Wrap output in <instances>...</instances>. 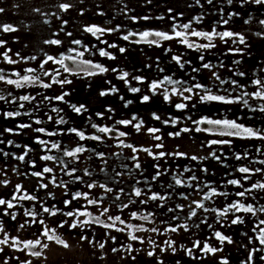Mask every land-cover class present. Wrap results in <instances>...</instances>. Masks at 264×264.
<instances>
[{"label": "trees", "instance_id": "obj_1", "mask_svg": "<svg viewBox=\"0 0 264 264\" xmlns=\"http://www.w3.org/2000/svg\"><path fill=\"white\" fill-rule=\"evenodd\" d=\"M3 1L4 4L2 3ZM3 1L0 3L4 6L12 7V5H16L14 10H18V12L27 3L25 9H29L32 6V0H27V3L24 4L16 0L12 5L9 4V1ZM51 1L54 0H41L33 12H36L37 9L38 11L46 12L50 6L44 8V4ZM55 3L57 4V10H60V12V4L69 3L73 5L68 11H73L74 13L71 17H75V21H77L74 24L76 26L80 25L83 32L92 42L112 45L116 41L115 38L123 37L128 35L129 32H133L137 33V35L131 36L128 41L124 40L125 45L135 49L140 47L143 49L160 48L168 50L171 60L167 65L159 67L157 66L158 63L152 60L144 63L138 58L139 54L134 53V56L130 49L124 48L125 51L121 52L119 50L120 47H105L104 51H107L114 59L109 58V56H101L98 61L94 60L92 62L108 69L103 74L85 64L83 65L88 68L84 69L81 74L75 73L76 70L74 68L71 73L63 72V68L59 67L60 65L57 66V64L50 62L47 63L48 67L44 66L43 69H40V64L43 62L41 59L46 57L47 53L51 55L50 50L57 49L60 53H63L64 49L62 50L63 44H45L42 51L36 49V45L32 41L34 32L40 31L43 33V31L56 28L54 32L56 34L61 32L60 27L65 28L64 31H66L67 23L65 24L61 20H55V24L50 21L46 22V20L41 23L28 24L29 26L26 30L18 29L15 32H10L9 36L3 39L6 44L4 47H0V50L13 49L19 53L17 59H20V57L26 58L21 60L17 66L0 64V69H3V73L7 74L9 71H13L10 75H15V73L19 72L21 77L25 75L39 77L36 83L28 84V86L23 87L24 89L19 90L5 89V86L0 83V96L5 97V99H0V140L4 141L0 143V149L3 150L0 152V180L7 181L6 184H0V198L7 201L11 200L13 195L19 196L23 194L37 197L36 201L19 199L13 201L18 206L8 211L9 213H16V220H12L10 215H4V208L0 207V221H2L5 230H8L11 236H15L14 233H18L21 240L26 237L27 233L24 232L33 230L34 233H40L43 226L38 222L18 230V225L24 223L25 219H29L24 215L25 209H29L40 214L37 216V220L42 217L45 224L49 228L56 229V234L61 238L60 233L64 232L65 228L59 227V225L62 223L63 217L66 216L63 214L55 216L42 214L41 205L50 209L55 206L60 211L72 210V208L74 210H76L75 208H81L90 211L88 200L84 199L83 195L79 199H73L74 194H87L88 199L91 200L101 198L107 200L114 199L117 196L121 197L120 194H115L113 191L109 195L99 185L104 184L108 187V184L116 185L119 182L128 181L137 186L140 184L137 181L142 180L140 177L145 176L148 179H153L158 170L155 165L158 164L159 171L163 174L157 180L165 181L169 179V182L175 183L173 177H177L183 181L181 185H175L177 188L175 192H177L176 195L178 196L176 201L167 203L166 206L163 204V207H160L162 203L159 204V210L153 207L159 213H152L150 217L155 222L167 219L163 221L164 225L160 226L161 228H157L154 222L149 223L151 227L158 229V232L169 233V238L166 241H174L175 253L171 249L161 252L160 249L166 248L167 245L160 238H154L148 242L144 239L143 243L129 238V241H126L127 246L129 245L128 242L132 241L134 247L131 243L133 251L131 254L126 251L125 254L127 256L110 255L113 253L112 248L110 253L108 247L106 248L107 251L102 249L106 254L108 253L105 258L106 263L137 264L136 258L138 259L139 255H137L138 249L136 248L137 243L140 242L143 246L147 245L145 252L148 253L154 250L156 253L155 256L147 259L149 264H156L155 262L153 263V260L157 261L156 257L162 261L165 257V261L168 264H175V261L180 264H222L224 259L228 261V264H245L252 249L264 248L258 241L259 229H256L255 232L253 231L259 220H264V213L258 212L256 215H252L250 213L237 212L235 216H239L243 220L242 223L237 224L231 223L232 219L235 218L231 212L227 216H219L218 213L237 201L257 208L264 206V190L253 188L255 184L264 183V171L252 174L247 180L243 179L246 174L238 171L240 167H248L252 170L264 169V164L260 163V161H264V141L213 135L211 132L219 131L216 126L206 123L197 125L193 124V121L203 118L208 119L206 114V105L208 104L225 105L248 111H252L251 108L257 105L264 104V101L255 98L249 100L251 107L245 106L243 103L225 104L215 101L201 102L200 100V96L207 94L209 89L211 94L225 97H236L242 91L254 93L258 90L253 82L256 79L264 81V36H258L256 33H264V25L259 23L260 20H264V6L254 3L241 5L240 0H233L231 5L227 4L226 0H213L211 4L207 0H200L199 4L196 3V0H151L150 3L148 0H55ZM233 12L239 13V15L232 16L227 25L217 23L223 19H228L229 14ZM99 13H103V15ZM145 16L150 17V19H131V17L140 18ZM197 17L200 18L199 21H197ZM249 19L251 22L245 23ZM13 23L9 21L5 24L13 25ZM185 24H189L190 27L187 29L180 27ZM26 25L27 23L24 27ZM93 25L105 29L119 26L120 30L103 35L98 33L97 36L84 31L86 27ZM29 27L31 29H28ZM213 29L217 32L232 31L240 33L245 37L246 44H234L231 39L225 42L215 38L213 40L216 45L214 48L204 49L196 47V45H203L208 43V41L202 37L193 36L191 33L193 31L211 33ZM145 31H162L168 34H174L179 31L184 35L181 38L171 40H160L158 37L149 36L148 40L158 41L159 46H157L141 41L139 34ZM14 34L15 36H13ZM24 34L30 36H25ZM181 39H187L189 43L193 44V47L188 48L186 44L181 43ZM135 41L141 42L137 43ZM96 47L98 48V43H96ZM229 49H240L243 54L239 52L232 53ZM0 52L3 53L2 51ZM10 52L12 53V51ZM83 53L86 56H91L89 51H83ZM84 55L83 57H85ZM33 56L36 59H27ZM201 56H203V60L200 59ZM173 57L181 58L180 63L184 65L183 68L180 67V64ZM81 60L90 61L88 58L81 57L79 59L76 58L75 63H80ZM235 61H240V63L237 64ZM64 63L73 67L72 64L74 62L72 59H65ZM205 63H210L214 67L211 69L202 67ZM70 66H68L69 69ZM28 68L36 71L28 73L25 71ZM114 69L115 71H113ZM193 69H199V71H193ZM89 71H95L98 74L92 77L87 75ZM44 72L52 73V75L45 76ZM125 72L128 73V76L126 79H121L120 77ZM239 72H243L245 75L240 76L237 74ZM213 73L218 75L220 80L229 82L217 85L221 82L215 78ZM98 75L100 76L98 77ZM134 77H139L141 80L134 79ZM168 78L176 83H168ZM210 78L215 80L212 85H208L210 84L208 82ZM53 79L57 81L68 80L70 83H52ZM80 80H85L86 82H80ZM231 81H237L239 85L244 87L233 90L234 86ZM41 82L49 83L51 87L44 88L41 86ZM153 83L160 85L156 89L155 94L150 90V86ZM195 84L205 87L194 88L192 93L183 92V96H191L189 100H184L183 96L172 92L173 89L183 91L184 88L192 87ZM113 87L117 91L111 92L110 90ZM132 88H138L140 91L132 92L130 90ZM101 92H109V94L101 95ZM65 93L67 95H64ZM166 94L169 97H174L173 100H165ZM61 95H64L63 101L54 99ZM145 95L150 97L147 102L142 99ZM23 96H29L30 99L27 101L23 100L21 99ZM245 99H248V97H245ZM128 101H131V103H128ZM180 103L185 104L186 107L177 109L176 105ZM21 104L23 107H20ZM73 105H84L86 110L76 113L73 111ZM53 109H56V111H53ZM109 109L112 111H108ZM167 109H170V113L165 115L163 110ZM17 112L20 113L19 116L6 117L5 115L6 113ZM252 112L264 118V113L259 111ZM154 115H158L160 120L155 119ZM133 117H136V119L133 120ZM61 118L66 122L60 123ZM173 119L179 122L173 125L171 123ZM36 120H40L41 123H35ZM128 120H133V124L142 122L141 129L137 131L132 125L125 126L117 123V121ZM163 121H169V123L165 124ZM24 124L30 125V127H19V125ZM93 124L98 127H109L113 130L107 134L99 133L92 127ZM185 127L193 129V131L181 133L179 137L169 135V133H175ZM197 127L210 129L211 132H196L195 128ZM37 128H44L46 132H56L58 134L50 136L46 133H39L34 131ZM149 128L160 129L156 135L161 136L163 138L162 141L154 140L147 131ZM5 129H13V131L8 132ZM70 129L82 131L85 137L96 135L102 139L99 141L90 138L80 140L75 133L69 131ZM119 132H125L127 135L120 137ZM38 140H44L46 144L41 145L37 142ZM212 140H230L231 143L210 144ZM9 141L13 143L9 144ZM121 141H123V144L133 145L137 149L150 148L153 153L161 151L172 153L178 150L187 153L188 157H207V159L192 160L184 157L165 156L156 160L149 156L147 152H133L132 148L123 147ZM53 143H58L60 147L58 149L52 148L51 145ZM159 143H163L164 147L162 149L155 147ZM78 146H83L87 151L78 154L77 157L63 155L65 150L71 151ZM28 149H31V151H28L24 161L17 159ZM213 151L220 157L219 160L210 156ZM3 152L9 153V155L5 157ZM98 153H102L103 158L98 156ZM135 153L139 154L134 155ZM45 155H50L57 159L53 161L42 160L41 157ZM237 155L242 158L236 159ZM133 156L138 158V162L141 165L140 169L134 167L137 161L132 159ZM60 160L67 164V169L64 171H62L63 165L59 163ZM33 162L35 166H33ZM45 166L52 168L53 172L44 173L42 177L32 175L33 172H42ZM73 168L77 169L75 176L82 177V180L74 181L73 177L65 174V171ZM110 168L115 171V173L111 171L112 175L111 172L110 174L106 172ZM85 169L91 175H84ZM185 169H191L192 171H186ZM203 169H207V172L203 171ZM118 173H121V175H117ZM193 175L197 177V180L191 179ZM53 178H55L56 184L51 182ZM110 180L113 182L111 183ZM230 180H240L243 188L230 184ZM90 183H95L97 186L90 189L88 187ZM18 184L23 186V191L20 193L16 192V185ZM40 184H47L48 187L40 188ZM63 184H67V187L56 186ZM206 184L208 185L207 187H205ZM190 185L193 187L200 185L201 189L194 193L192 201H202L205 208L208 209L207 212L204 209H196L197 215L191 219L188 217L195 205L192 204V201L181 200L185 191L189 190ZM208 187L216 188V192L221 194L212 195V190H204ZM248 188H253V190L246 197L236 195V193ZM96 190L102 191V196H97L95 194ZM223 193L227 195H223ZM205 195H211V200H204L203 197ZM130 197L135 200L134 197L136 196L131 194ZM69 200L72 201L71 204L66 205L65 201ZM131 200H129L130 204L132 203ZM80 202H83L84 205H81ZM177 205H181L182 209L177 208ZM189 205H192V207L190 208ZM169 208L175 209V211L170 212L168 211ZM113 211L115 212V210ZM144 212L146 213V210ZM110 215L114 216V214ZM127 215L130 216V214ZM91 216L97 217L99 215L91 214ZM174 217H179L180 219L175 220ZM100 219L102 220L101 216ZM168 221L171 223H167ZM183 224L187 225V231L183 227L179 228L177 232L165 231L170 227ZM261 227H264V225ZM93 228L96 230L101 229L102 231L107 230L99 225L91 224L85 225L84 230L81 231L82 233L86 231L85 235L91 238L102 236L99 231ZM77 229H72L70 233L76 234ZM215 232H220L230 237L233 242L221 244L216 239ZM189 234L193 235L192 237H198H194L191 241ZM105 236L106 239L104 241L111 242L115 248L118 246V249H121L120 244H125L119 239L113 241L111 239V237H115L113 235ZM197 241L200 247L194 248L193 245ZM205 244L213 248H222L223 250L217 251L215 254L204 253L201 249ZM0 247H4V251L0 253V264H3L8 257L20 258L19 260L10 259L8 264H20L21 261L27 260L25 253L15 251L6 246ZM185 249H192V255H188ZM133 256L135 257L134 260L132 259ZM261 256H264V251L255 252L253 264H264V260L260 259ZM86 259H89L90 262L84 264H98L100 262V260L91 256ZM32 264H39V262L36 261ZM56 264L62 263L57 261Z\"/></svg>", "mask_w": 264, "mask_h": 264}, {"label": "snow or ice", "instance_id": "obj_2", "mask_svg": "<svg viewBox=\"0 0 264 264\" xmlns=\"http://www.w3.org/2000/svg\"><path fill=\"white\" fill-rule=\"evenodd\" d=\"M148 2L150 3L151 0H148ZM207 2L209 4H211L213 2V0H207ZM240 2H241V5L248 4V3H254L256 5L264 6V0H240ZM196 3L199 4L200 0H196ZM226 3L231 5L233 3V0H226ZM59 7H60L61 10L66 12L70 8H72L73 5L69 4V3H63V4H60ZM4 11H5L4 8L0 7V13H3ZM37 11H38V9H37ZM99 14L103 15V13H99ZM238 15H239V13H236V12L230 13L228 19H223L222 21H218L217 23H223L224 25H227L229 23V19L232 16H238ZM160 18H163V17H160ZM131 19H133V20H139V19L147 20V19H150V17H148V16L140 17V18L131 17ZM196 19H197V21H199L200 18L197 17ZM250 22H251L250 19L245 21V23H250ZM64 23L66 24L67 21H64ZM259 23L261 25H264V20H260ZM180 27H183V28L187 29V28L190 27V25L189 24H185V25H182ZM17 30L18 29L16 27L12 26V25L0 24V31H2L3 33L15 32ZM61 30H63V28H61ZM119 30H120L119 26H117L116 28L105 29V28H102V27H99V26H94V25L93 26H88V27H86L84 29V31H86L88 33H91L93 36H97L98 33L103 35L105 33H112V32L119 31ZM67 35H71V33H67ZM133 35H137V33L129 32V34L128 35H124L122 37V39H124L125 41H128L130 39V37L133 36ZM139 35H140L141 41H144V42L149 43V44H155V45L159 46L158 41H156V40H148L147 38L149 36H155V37H158L160 40H171V39L181 38L182 35H184V34H182L179 31H176L174 34H168V33L162 32V31H154V32L145 31L143 33H140ZM191 35L196 36V37H202V38H204V39H206L208 41V43H206V44L196 45V47L204 48V49L214 48L216 46L213 43V40L215 38H219L220 40L225 41V42H227V40L231 39L234 44L235 43L246 44L245 37L242 34L234 33L232 31L217 32L215 29H213V31L211 33L193 31L191 33ZM256 35L264 36V33H256ZM97 38H99V37H97ZM141 41H135V42L139 43ZM103 42L107 43L106 41H103ZM45 43L52 44V45H59L61 43V41L57 40V39H52V40L45 41ZM72 43L79 45L81 43V41L75 40ZM181 43L186 44L188 48H192L193 47V44L189 43V41L187 39H181ZM5 44H6V41L0 40V47H4ZM109 47H117V45L112 44V45H109ZM119 50L121 52L125 51L124 48H120ZM10 51H11V49H7L5 52L0 53V56H2L3 59L7 63H9V64L19 63L21 60H25L26 59V58L20 57V59H18V60H13L11 58V56L8 55V53ZM229 51L232 52V53L239 52V53L243 54L242 50H240V49H229ZM99 54L101 56H109V58H113L114 59V57L110 56V54L107 51L100 50ZM77 55L79 57H83L84 53L83 52H78ZM16 56L19 57V53H16ZM27 59H36V57L33 56V57H30V58H27ZM65 59H72L74 63L76 62V58L75 57H66L65 56V57H61V58L58 59L56 57L48 55L46 57V59L40 64V69H43L44 65L51 61L52 63L61 65L65 72L71 73V69H69L68 66L64 63ZM173 59L176 60V62L178 64H180L181 68H183L184 65L182 63H180V60H181L180 57H173ZM200 59L203 60L204 59L203 56H201ZM80 63L85 64V65H87L90 68L97 69L99 73H104V72L108 71L107 68H104V67H102L99 64H93L91 61L81 60ZM235 63L239 64L240 61H235ZM221 66H223V65L221 64ZM202 67L211 69L214 66L212 64H210V63H205V64L202 65ZM25 71L28 72V73H32V72H35L36 70L32 69V68H28ZM113 71H115V69ZM193 71H199V69H193ZM43 74L45 76L52 75V73H49V72H44ZM97 74L98 73L95 72V71L87 72V75H89V76H93V75H97ZM237 74L240 75V76H244L245 75V73H243V72H239ZM15 75L20 76V73L17 72V73H15ZM213 75L215 76V78L217 80H220V77L218 75H216L215 73H213ZM127 76H128V73L125 72V73H123V75L120 78L121 79H126ZM134 79L141 80V78H139V77H134ZM3 80H5V75L3 73V69H0V81H3ZM38 80H39L38 76L33 77V76L25 75L20 80L7 79L6 83L7 84H15L17 87H23V86H25L27 84H34ZM220 82H221V84H224V83H228L229 81L220 80ZM52 83H61V84H63V83H70V81H68V80L57 81V80L53 79ZM168 83H176V82H174L170 78H168ZM253 83L258 88V90L255 91L254 93H248L247 91H242L236 97H225V96H220V95H213V94H211V90L209 89L207 94L200 96V100H201V102L215 101V102H221V103H225V104L243 103L245 106L251 107L250 104H249V100L252 99V98H255V99L260 100V101H264V81H262L261 79H256V80H254ZM231 84L234 86L233 90H235V88H243L244 87L242 85H239L237 81H231ZM41 86L44 87V88H49V87H51V84L41 82ZM158 87H160L159 84L153 83L150 86V90L155 94L156 93V89ZM204 87L205 86H203V85L195 84L192 87L184 88L183 91H180L178 89H173L172 92H173V94H179V95L183 96V92L192 93L194 88L200 89V88H204ZM130 90L132 92L140 91V89H138V88H132ZM110 91L111 92H115L117 90L113 87ZM108 94H109V92H101V95H108ZM64 95H67V93H65ZM64 95H61L59 97H55L54 99L63 101L64 100ZM245 97H248V99H245ZM164 98H165V100H169L170 99V97L167 94L165 95ZM0 99H5V97L0 96ZM21 99L27 101V100L30 99V97L29 96H23V97H21ZM121 99H123V97H121ZM142 99H143L144 102H147V101H149L150 97L145 95V96H143ZM183 99L184 100H189V99H191V96H183ZM128 103H131V101H128ZM20 107H23V105L21 104ZM185 107H186V105L183 104V103H180V104L176 105L177 109H184ZM72 108H73V111H75L76 113H80L82 110H86L84 105H80V106L73 105ZM251 110L252 111H259L261 113H264V104L257 105L256 107L251 108ZM53 111H56V109H53ZM108 111H112V110L109 109ZM5 115H6V117H13V116H19L20 113L19 112H17V113H6ZM98 115H101V114H98ZM154 118L157 119V120H160V117L158 115H154ZM49 119H51V117H49ZM135 119H136V117H133V120H135ZM189 119H191V117H189ZM133 120L117 121V123L118 124H123L125 126L132 125L137 131H139L141 129V127H142V122L133 124ZM65 122L66 121H64L63 118L60 119V123H65ZM178 122L179 121L175 120V119L171 120V123L173 125L177 124ZM35 123L40 124L41 121L40 120H36ZM163 123L168 124L169 121H163ZM205 123L209 124V125L216 126V128L219 129V131L211 132L210 129H202L200 127L195 128V131L196 132L209 131L213 135L228 136V137H239V138H245V139H259V140L264 141V130L253 129L251 127H246L244 125H241V124L237 123L234 120L233 121H229V120H226V119L225 120H213V119L203 118V119L198 120V121H193V124H197V125L205 124ZM19 127L20 128H27V127H30V125L24 124V125H19ZM92 127L95 128L97 132L104 133V134H107V133H109V132H111L113 130L112 128H109V127H98L95 124H93ZM5 131L12 132L13 129H5ZM34 131L39 132V133H46L47 135H50V136H54V135L58 134L56 132H46V130L44 128H37V129H34ZM69 131L72 132V133H75V135H77L80 140H84L86 138H90V139L99 141V140L102 139L100 136H96V135H93L91 137H85V134L82 131H78L76 129H70ZM147 131L152 136V138L154 140L162 141L163 138L161 136H159V135H156V133L159 132L160 129L149 128ZM191 131H193V129L185 127V128L180 129V131H177L175 133H169V135L170 136H174V137H179L181 135V133L191 132ZM126 135L127 134L125 132H119V136L120 137H124ZM3 142H4L3 140H0V143H3ZM37 142L39 144H41V145H45L46 144V141H44V140H38ZM8 143L12 144L13 142L9 141ZM230 143H231L230 140H212L210 142V144H230ZM121 144H122L123 147L132 148L133 152H137V151L147 152L149 156H151L153 159H156V160L161 159V158H163L165 156L184 157V158H189V159H192V160L207 159V157H196V156L188 157L187 153L180 152L178 150L175 151V152H172V153H166V152H163V151L158 152V153H153L150 148L137 149L133 145L123 144V141H121ZM25 147H27V146H25ZM51 147L54 148V149H58L60 147V145L58 143H53L51 145ZM155 147L157 149H162L164 147V145H163V143H159V144H156ZM2 151L3 150L0 149V152H2ZM28 151H31V149H28L27 151H25L24 154L20 155L19 157H17V159H19L21 161H24L25 157L28 155ZM84 151H87V149L84 148L83 146H78L74 150H71V151L65 150L63 152V155L67 156V157H77L78 154L83 153ZM258 151H259V149H258ZM3 155L5 157H7L9 155V153L3 152ZM13 155H15V154H13ZM97 155L100 156L101 158H103V154L102 153H98ZM210 156L212 158L216 159V160L220 159V157H218L216 155L215 151H213L210 154ZM241 158L242 157L239 156V155L236 156V159H241ZM41 159L45 160V161H53V160H56L57 158L53 157V156H50V155H45V156L41 157ZM132 159L137 161L135 163L134 167L137 168V169H140L141 165L138 162V158L136 156H133ZM59 163L63 165L62 171L67 169V164L64 163L63 160H60ZM260 163L264 164V161H260ZM33 166H35L34 162H33ZM155 167L158 170H157L155 176H153V180H156L160 175L163 174L161 171H159V165L158 164L155 165ZM185 170L186 171H192L191 169H185ZM76 171H77V169L73 168L71 170L65 171V174L70 176V177H73L74 181L82 180L83 179L82 177L75 176V172ZM203 171L207 172V169H203ZM238 171L240 173H242V174H246L243 177V179L247 180V179L250 178V176L252 174L262 172V171H264V169L252 170V169H249L248 167H240L238 169ZM52 172H53L52 168L45 166L43 168L42 172H33L32 175L33 176H37V177H42L44 173H52ZM84 175H91V173L87 169H85L84 170ZM117 175H121V173H118ZM173 179H174V182H175L176 185H181L183 183L182 180L177 178V177H173ZM191 179L192 180H197V177H195L193 175L191 177ZM51 182L53 184H56L55 178H53V180ZM6 183H7V181L0 180V184H6ZM137 183H140V181H137ZM229 183L234 185V186H239V187L243 188V184H241L240 180H230ZM56 186L57 187H61V186L67 187V184L56 185ZM96 186L97 185L95 183L88 184V187L90 189L94 188ZM99 186L101 188L105 189V191H112V189L107 188L104 184H101ZM207 186L208 185L206 184L205 187H207ZM39 187L40 188H47L48 185L47 184H40ZM171 187H172V185H169V188H171ZM253 188L264 190V183L255 184V185H253ZM253 188H248V189H245L244 191H240V192L236 193V195L239 196V197H246V195H248V194H250L252 192ZM150 190L151 189L149 188L148 191H150ZM22 191H23V186L19 185V184L16 185V192L20 193ZM121 192H123V189H121ZM133 194L136 197H140L142 194L147 195V192H145L144 190H142L140 188H134ZM220 194L221 193H217L214 189L212 190V195H220ZM82 195H83L84 199L88 200V203L90 205H99L100 203H102V198L99 201L98 200H91V199H88V195L87 194H81V193L74 194L73 199H79ZM223 195H227V194L223 193ZM119 198L120 197L117 196L115 199L119 200ZM168 198H169L168 196H161L158 193H152L150 196H147V200H141L140 203L146 204V203H148V201H156V200L164 201V200H167ZM186 198L187 197H185V199ZM211 198H212L211 195H205L203 197L204 200H211ZM18 199L19 200L36 201L37 197H35L33 195H30V194H23V195H19V196L13 195L12 199L11 200H7V201L2 199V198H0V207L4 208V213L3 214L4 215H10L12 220H16V213H14V212L9 213L8 210L16 208L18 206L17 204H15L13 202V201H16ZM71 202H72L71 200L65 201V204L68 205V204H71ZM192 204L195 205V208H193L192 211L190 212L189 217H188L189 219H191L192 217H195L197 215L196 209H204L205 212L208 211V209L205 208L204 203L202 201H200V202L192 201ZM163 206H164L163 204L160 205V207H163ZM41 207H42V212L43 213H48L50 216H55V215H57L58 211H60V210L56 209L55 206H53V208H51V209L46 207V206H43V205H41ZM118 207H120L121 210H122L123 208H127L128 204H121ZM176 207L182 209L181 205H177ZM189 207L191 208L192 205H189ZM108 211H109V209H107V208L103 209L100 212V216L106 215ZM168 211L172 212V211H175V209L169 208ZM229 212H231L232 215H234V216H235V213H237V212H244V213H250L252 215H256L258 212L259 213H264V206H260L259 208H257V207H255L253 205H244V204H242V203L237 201V202L232 203L231 205H228V207L226 209H224L223 211H220L218 213V215L219 216H227L229 214ZM62 214L65 215V216H68V217H74L73 222L69 225L70 229H76L77 227H80L82 231L84 230V226L85 225H91V224L99 225V226H101V227H103L105 229H112V230H115V231H124L125 230L124 228H119V227L116 226V224L118 222L119 224L125 225L126 228H131V233H130V239L131 240H139L140 239L139 237H137L134 234L136 231H152V232H157L158 231V229H156V228L147 229V228H143L142 226L132 228L131 225H128L119 216H115V217L108 216L107 219L109 221H111V223H108V222H105V221L101 220L100 216L92 217L91 214L89 212H87V211H78L77 210V211H72V212H67V213H62ZM24 215H25V217H27L29 219H25L24 223L18 225V230L24 229V228H26V226H29L31 224H35V223L38 222L40 225L43 226V229L40 232V235L35 240H27V241L21 240L19 238V236H11V234L8 233L5 230L2 221H0V246L10 247V248L14 249L15 251H19V252L25 253L28 256H33V257H37V258L43 257V249H47L48 246H49L48 243H47L48 241L55 242L56 244L61 245L65 249L70 247V245L65 240L61 239L56 234V229L49 228L45 224V221H44V219L42 217L39 220H37V216L40 215V214L36 213L35 211L29 210V209H25ZM151 215L152 214L149 213L148 215H145V216L141 217V216H138L137 213H132V219H144L145 221H149V217ZM81 216L89 217V219L80 220L79 217H81ZM174 219H180V218L179 217H174ZM202 222H205V221H202ZM242 222H243V220L239 216H235V218L232 219V221H231L232 224H237V223H242ZM67 223H68V221L65 220L59 225V227H64V225L67 224ZM262 225H264V220H259L258 224L254 227L253 231L255 232L256 229H259L258 241H259V244L261 246H264V227H261ZM181 227H183L185 229V231L188 230L187 225L183 224V225H178L176 227H170V228L166 229L165 231L177 232L179 230V228H181ZM197 227H198V225H197ZM106 235H110V233H106ZM214 235H215L216 239H218L220 241L221 244H223L225 242L230 244V243L233 242L230 237L225 236V235L221 234L220 232H215ZM111 239L113 241H115V237H111ZM80 240L81 241H87L90 245H93V246L98 244V247L100 249H104L105 244L107 242V241L98 242V241L95 240L94 237L92 239H89V237L87 235H81L80 236ZM140 242L143 243V240H140ZM152 243L154 244V242H152ZM165 244L167 245V247L166 248H161L160 249L161 252H165V251H168L169 249H171V251L173 253H175L176 248H175L174 241L168 240V241H165ZM181 247H183V246H181ZM193 247L194 248L200 247L199 242L197 241L193 245ZM37 248H39L41 250L40 251H33V249H37ZM124 250L127 251L129 254H131V252L133 251L131 245H128L127 248H125ZM222 250H223L222 248H219V249L218 248H213V247L208 246L207 244H205L204 247L201 249L202 252L209 253V254H215L217 251H222ZM3 251H4V247H0V253H2ZM112 251L114 253H116V252L121 251V249L113 248ZM185 251H186V253L188 255H190V256L192 255V249H185ZM257 251H264V248L252 249L250 251V253H249V258L245 262V264H253V255ZM147 255L149 257H152V256H155L156 253H155L154 250H152V251H149L147 253ZM10 259L19 260L20 258L19 257H8V258H6L4 260L3 264H8V260H10ZM132 259L134 260L135 257L133 256ZM260 259L264 260V256H261ZM20 264H32V261L31 260H24V261H21ZM157 264H163V261L160 260L159 258H157ZM222 264H228V261L226 259H224V260H222Z\"/></svg>", "mask_w": 264, "mask_h": 264}, {"label": "rangeland", "instance_id": "obj_3", "mask_svg": "<svg viewBox=\"0 0 264 264\" xmlns=\"http://www.w3.org/2000/svg\"><path fill=\"white\" fill-rule=\"evenodd\" d=\"M2 1L3 0H0V2H2ZM6 1L7 2L9 1L10 5H12V4H14L16 2V0H6ZM19 1L23 2V4L27 3V0H19ZM40 2H41V0H32L31 1L32 6L29 7V9H25L26 5L28 4L27 3L26 5H24L25 7H22V9H20V12H18V10H13V9L16 8V5H12V7H13V9H12V7H10V6L2 5V3L4 4V1H3L2 3H0V7L4 8L5 11L3 13H0V24H3V23L5 24L7 21H10V20L13 19V20H16V21H14V24H16V25L14 26V24H13L12 26L16 27L19 30H21V29L22 30H26L27 27L30 24L40 23L42 20H46V22L50 21V22H52L54 24H55V20L57 21L58 19L61 20V22L62 21H67L66 31H64L65 28L60 27V29L63 28V30H61L60 33H56V34H54L56 28L49 29L48 31H45V32L43 31V33H41L40 31L34 32V36H33L34 38L32 39V41H33V44L36 45V49L42 51L43 50V46H45V44H48V43H45V41L52 40V39L55 38L57 40L58 39L65 40L64 42L60 43V44L64 45L65 50L63 51V53H60L59 50H57V49L56 50H50L49 49L51 51V53H50L51 55L50 56L56 57L58 59L61 58V57H65V56L66 57L67 56L75 57V58L79 59L81 57H79L77 55L78 52L89 51L91 56L90 55H87V56L84 55L85 57H82V58H88L91 62H93L94 60L98 61V59H100V57H101V55L99 54L100 50H105L104 48L105 47L106 48L109 47V45L103 44L101 42H92L89 39V37H87V35L83 32L81 26L80 25L76 26V24H74V23H77V21H75V17L71 18L73 16V14H74L73 11L64 12V11L61 10V12H60V10H57V7H56L57 4L55 3V0L51 1V2H45L44 8L47 7V6H50L46 10V12H41V11L33 12V11H35V8L38 6V3H40ZM62 12H64V13H62ZM60 17H62V18H60ZM21 20L24 21V22H22ZM103 22H105V21H103ZM26 23H27V25L24 27V25ZM106 25H107V23H106ZM28 29H31V27H29ZM32 30H34V29L32 28ZM67 33H71V35H67ZM25 34H28V33H25ZM8 36H9V33H3L2 31H0V40L6 39ZM13 36H15V34ZM13 36H12V39H13ZM25 36H30V35H25ZM21 39H23V38L21 37ZM75 40H79V41H81V43L79 45L72 43ZM115 40H116L115 43L113 42L112 44L117 45V48H119V47L120 48H124L125 44L123 42L124 39H122V36H119V37L115 38ZM32 41H31V43H32ZM96 43H98V48L96 47ZM126 48L128 49L130 47L126 46ZM0 51L5 52L3 50H0ZM11 51H12V53L9 52L8 55L11 56V58L13 60H18L17 56H16V53H18V51L16 52V50H13V49H11ZM45 51H47V50H45ZM48 55L49 54L47 53L46 57ZM144 56L145 57L143 58V62H146L149 57H148V55H144ZM165 56H168V55H165ZM46 57L41 59V61H44L46 59ZM168 57H169V60H165V61L169 62L171 60V57L170 56H168ZM50 63H52V62L50 61ZM0 64L9 65V66H13V65L17 66L18 65V63H14V64L7 63L3 59L2 56H0ZM106 64H108V63H106ZM47 65L48 64H45L44 66H47ZM72 65H73V67L70 66V64H68V66H70L71 72H73V68H74L76 70L75 73H79V74L83 73L84 69L88 68L87 66L83 65L82 63H73ZM57 66H59V64H57ZM59 67L63 68L61 65ZM62 71L65 72L64 69ZM12 72L13 71H9V73L4 74L5 75V80L0 81V83H2L5 86V89H14V90L24 89L23 88L24 86L23 87H17L15 84H7L6 83L7 79L20 80L22 78L21 76L16 77L17 75H10ZM101 74H103V73H101ZM99 76L100 75H98V77ZM25 86H28V84L25 85ZM173 98L174 97L170 96V99L168 101L173 100ZM163 112H164L165 115L166 114L168 115V113H170V109L163 110ZM133 128H132V131H133ZM132 136H134V135L132 134ZM234 138H239V137H234ZM141 152H143V151H141ZM138 154L139 153H135L134 155H138ZM141 157H142V155H141ZM111 171H112V169L110 168L106 172L110 174ZM112 172L115 173L114 170ZM112 172H111V175H112ZM140 178H142V180L140 181V184L141 183H144L146 185L151 184V183H148V182H157V183H161V184L164 183V185L167 186V187H164V189H165L164 191L165 192L166 191L169 192L170 195H172V196L174 194L175 195L177 194V192L174 191L173 182H169V179H167L165 181H159L157 179L156 180L148 179L145 176L144 177H140ZM110 182L112 183L113 181L110 180ZM117 184H125V185H127L128 191H129L128 195L133 194V190L136 187V185L134 186V183H131V182H128V181L119 182ZM169 185H172V187L169 188ZM140 187H142V186L140 185ZM149 188L145 187L146 190H148ZM170 190H171V192H170ZM164 191H162V192H164ZM192 196L194 197V194L192 192H190L189 190L187 192L185 191V193L183 194V197H181V200L183 199L185 201H192V199H193ZM185 197H187V198L185 199ZM80 204L84 205L83 202H80ZM75 209L78 210V211H87L86 209L84 210V209H81V208H75ZM144 210L145 209H141L140 212H142V213H139L141 215H138V214L137 215L141 216V217L145 216L146 214H144L145 213ZM157 213H158V211H156L155 214H157ZM125 214H114V216H112L110 214H106V215L101 216V217H102V220H104L105 222L111 223V221H109L107 219L108 216H112V217L119 216L128 225H131L132 228L142 226L143 228H147V229H152L153 228L150 225L152 222H154V225H156L157 228L158 227L161 228L160 226L164 225L163 221L167 220V219H165V220L162 219L163 221L155 222L154 220H152L151 217H149V221H145L144 219H132V214H130V216H128L127 214L125 215ZM98 215L100 216V214H98ZM63 219H62V222L66 220V221H68V223L64 225V228H65L64 232H61L60 236H61V239L65 240L70 245V247L65 249L61 245L56 244L55 242L48 241L47 243H48L49 246H48L47 249H43V257L37 258V257H33V256H28V255L25 254V256L27 257V260H31L32 263L38 261L39 264H42V263H44V264H56L57 261L61 262L62 264H84L86 262H90V260L86 259V258H89V256H91L94 259L97 258L98 260H100V262H98V264H107L106 261H105V258H106V256H108V253L106 254L104 251H102V249H100L98 247V244L93 246V245H90L87 241H81L80 240V236L81 235H85L87 232L84 231L82 233L80 227H77L78 231L76 232V234L75 233L71 234L70 232L72 231V229L69 228V225L73 222L72 217L66 216V217H63ZM79 219L80 220H86V219H88V217L81 216V217H79ZM167 223H171V222L168 221ZM116 226L119 227V228H124L125 230L124 231H113L112 229H107V230H103L102 231L101 229L100 230L99 229L96 230L95 228H93V229H95L96 231H99V233L102 234V236H99V238L94 237L95 240L96 241L98 240L100 242H104V239H106L105 235H106V232H107V233H110V235L115 236L116 240L119 239V240L123 241L126 244V241H129L128 239L130 238L131 228H126L125 225L119 224L118 222H117ZM6 231L8 232V230H6ZM24 233H27L26 237L24 238V241L35 240L40 235V233H34L33 230H30V231H27V232H24ZM14 234H15V236H18V233H14ZM134 234L137 237L140 238L137 241L145 239L148 242L150 240H153L154 238H160L161 240L166 241L169 238V233L163 232V231H160V232H158V231L157 232L136 231ZM192 236L193 235L189 236L191 241H192V239H194V237H198V236H194V237H192ZM92 238L90 237L89 239H92ZM128 243L130 245L132 243V241L128 242ZM125 244H120L121 251L119 253H114L113 252L110 255L127 256L125 254L126 251L123 250L127 246V244H126V246H125ZM149 244H152V243H149ZM132 245L134 247V243H132ZM107 247L109 248L108 249L109 253H110V251L113 248H115V246L113 244H111V242H109V241H107L106 246L104 247L103 250L107 251V249H106ZM116 248L118 249V246ZM136 249H138L137 250V253H138L137 255H139V258L138 259L136 258V260L138 262L137 264H149V263H147V259H149L150 257L147 255V252H145V249H147V245L143 246V244H140V242H139V243H137V248ZM40 250L41 249H39V248L33 249V251H40ZM156 258H158V257H156ZM156 258H154V259H156ZM154 262L157 264V261L153 260V263ZM175 262H176L175 264H180V263H177V261H175ZM90 264H92V263H90ZM163 264H168L165 261V257H164V260H163Z\"/></svg>", "mask_w": 264, "mask_h": 264}, {"label": "flooded vegetation", "instance_id": "obj_4", "mask_svg": "<svg viewBox=\"0 0 264 264\" xmlns=\"http://www.w3.org/2000/svg\"><path fill=\"white\" fill-rule=\"evenodd\" d=\"M14 21H16V20L12 19V20H10V23H13ZM57 21H60V20L58 19ZM7 22H9V21H7ZM22 22H24V21H22ZM41 22H45V21L42 20ZM218 154H220V153H218ZM148 183H151V184L146 185L144 183H141V184H139V185H137L135 187V188H140V189L144 190L145 192H147V195L142 194L140 197H134L135 200H133V197L132 198L130 197L131 194L128 195L129 191H128L127 185H125V184H118V185L117 184L116 185L108 184V187L110 189H112V191L115 194L118 193V194L121 195L120 200H116L114 197H112L114 199H107V200L102 198V203H100L99 205H90L89 204L90 211H87V212H89L90 214H100V212L103 209L107 208V209H109L107 214H125V213L126 214H132V213L139 214V213H142V212H140L141 209H145L146 213H144V214H149V213L155 214L156 211L154 210L153 207H156L159 210V204L162 203V204H165V206H166L167 203H171V202L176 201L178 199L177 195L174 194L172 196V195H170L169 192H167V191L165 192L164 191L165 190L164 187H167V186L164 185V183L163 184L157 183V182H148ZM140 185L142 187H140ZM175 185L176 184L173 183V188H175L174 191H176V189H177L175 187ZM145 187H148V188L150 187V189H152V190L148 191V190L145 189ZM121 189H123V192H121ZM199 189H201L200 185L198 187H193L192 185H190L189 191L194 194V193H197L199 191ZM213 189L216 191V188H209V187L204 189V190L210 191V190H213ZM162 191H164V192H162ZM95 192H96L95 194H97V196H102V191L96 190ZM110 192L111 191H106V193H108L109 195H110ZM170 192H171V190H170ZM152 193H158L161 196H168L169 198L167 200H164V201L156 200V201H148V203H146V204L140 203L141 200H147V196H150ZM192 198H193V196H192ZM97 200L99 201L101 199H97ZM129 200H131V202H132L131 204L129 203ZM121 204H128V207L127 208H123L121 210V208L118 207ZM113 210H115V212ZM72 211H76V210H74L73 208H72V210H61V211H58L57 214H62V213H67V212H72ZM42 214H48V213H43L42 212Z\"/></svg>", "mask_w": 264, "mask_h": 264}, {"label": "water", "instance_id": "obj_5", "mask_svg": "<svg viewBox=\"0 0 264 264\" xmlns=\"http://www.w3.org/2000/svg\"><path fill=\"white\" fill-rule=\"evenodd\" d=\"M55 39V38H54ZM62 42L65 40L58 39ZM127 45L124 46L125 49ZM63 49L65 50L64 45L62 46ZM62 49V50H63ZM132 51V54H139L138 58L143 61V58L145 57L144 55H148V59L146 62H150V60L157 62V66L163 67L164 65L168 64L169 60V52L168 50H162L160 48L156 49H143L140 47L135 48H128ZM168 55V56H165ZM135 56V55H134ZM168 58V59H167ZM100 61V60H99ZM170 62V61H169ZM103 63V62H101ZM62 70V69H61ZM80 82H86L85 80H80ZM210 84L212 85L215 80H211V78L208 80ZM217 83V82H216ZM219 83V82H218ZM221 83L217 84L220 85ZM207 106V117L208 119H213V120H229V121H236L237 123L244 125L246 127H251L253 129H264V118L260 117L257 113L248 111V110H242L234 107H229L225 105H211L208 104Z\"/></svg>", "mask_w": 264, "mask_h": 264}]
</instances>
